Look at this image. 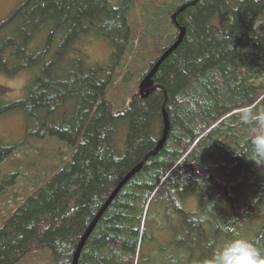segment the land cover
<instances>
[{
  "label": "trees",
  "instance_id": "1",
  "mask_svg": "<svg viewBox=\"0 0 264 264\" xmlns=\"http://www.w3.org/2000/svg\"><path fill=\"white\" fill-rule=\"evenodd\" d=\"M192 1L165 0L150 12L141 0H25L0 22V71L8 65L9 75L39 66L56 34H69L26 97L0 105V115L21 110L36 120L43 114L38 130L48 129L67 147L47 168L28 162L31 150L0 145V164L21 155L11 161L14 173L0 195L16 175L32 181L0 217V264H71L91 220L139 163L97 220L77 264H205L237 237L264 251V166L245 157L253 126L240 121L245 109L264 110V0H196L172 22ZM30 8L48 29L37 51L24 37H1ZM180 27L181 41L153 77L161 88L140 97L138 82ZM96 32L110 46L109 65L83 67L82 57L70 54L81 34ZM119 66L124 77L114 84ZM163 111L168 134L146 156L161 137ZM48 118L57 122L49 125ZM34 134L27 130L23 142ZM192 199L193 210L186 207ZM165 230L171 233L166 245L154 246Z\"/></svg>",
  "mask_w": 264,
  "mask_h": 264
},
{
  "label": "rangeland",
  "instance_id": "2",
  "mask_svg": "<svg viewBox=\"0 0 264 264\" xmlns=\"http://www.w3.org/2000/svg\"><path fill=\"white\" fill-rule=\"evenodd\" d=\"M25 0H0V22L9 17L12 12L21 5ZM115 1V0H111ZM144 6L150 12H155L165 0H141ZM140 17V15H139ZM133 22L137 21V13L132 16ZM44 21V18L40 16V14H36L34 12V8L27 10L26 14L21 13V15L15 20V24L13 26H9L1 32V37L7 36H19V39L22 37L28 41V49L30 51L40 50L41 45L44 43L45 38L47 36L46 26H43L38 21ZM30 26V27H29ZM44 28H42V27ZM30 28V29H29ZM42 28L39 32L38 29ZM37 31L33 33L34 35L30 36L31 32ZM66 33V32H65ZM68 33V32H67ZM26 34V36H25ZM81 38L79 41L75 43L74 52L70 54L71 57H75L76 60L82 57V66L90 67L94 65L99 66H107L110 62V53L111 49L106 40L98 32L96 33H83L81 34ZM30 36V37H29ZM69 34H64L63 31H59L55 37V44L48 51L47 57L43 60V62L36 67H32L30 69H24L16 73L15 75H9L7 72H10V66L2 67L0 71V105H7L15 101H19L26 97L27 88L35 77L41 73L42 67L44 65L50 63L57 51V47L62 43L64 39H67ZM69 40V38H68ZM136 40H134L135 43ZM69 56V58H70ZM80 57V58H81ZM68 62V59H67ZM125 60L123 59L121 65H124ZM124 67L119 66L113 72V82L114 84L120 81L124 77ZM131 77L127 76L125 82L122 83L121 87L126 88L127 84ZM131 83V81H130ZM139 84V82H138ZM137 84V87H138ZM123 91V90H122ZM125 90L123 91V93ZM121 91L116 94L115 101L121 97ZM43 114H37V118L35 119H27L26 114L21 110H9L2 115H0V145L12 146L15 148L22 147V153L25 151L31 150L32 153L29 154L28 162L31 164H44L47 168L54 166L58 163V159L60 158V153L62 151H66L67 147H64L62 142H60L56 137L49 134L48 129L40 128L38 130V125L43 119ZM58 120V116H57ZM54 122L53 118H48L47 123L52 125ZM41 129L43 131H41ZM32 131L35 133L32 135L28 142H23L26 131ZM121 137L125 136L126 127L122 126ZM119 130V132H120ZM120 134V133H119ZM118 149L122 150V144L117 146ZM39 152L35 153V150ZM33 161L31 160L34 157ZM21 159L20 154H14L10 157V159L6 162L0 164V187L5 188L3 185L6 182L11 180L9 176L14 171L12 170L11 161L14 159ZM27 161L25 163H28ZM19 170H23V166H17ZM33 167L28 168L30 171ZM7 173V174H5ZM28 175V173H25ZM32 188V181L30 177H26V175H16L14 177L11 187H7L3 190V193L0 195V217L5 218L9 212L12 211L14 207L20 202L27 192H29ZM189 209L196 208V200L192 199L187 202L186 207ZM188 210V209H187ZM171 237V233L167 230L164 231V234H159L156 240L153 241V245L157 246L166 245L167 241ZM166 255V254H165ZM30 264H37L36 262H31Z\"/></svg>",
  "mask_w": 264,
  "mask_h": 264
},
{
  "label": "clouds",
  "instance_id": "3",
  "mask_svg": "<svg viewBox=\"0 0 264 264\" xmlns=\"http://www.w3.org/2000/svg\"><path fill=\"white\" fill-rule=\"evenodd\" d=\"M240 121L253 126L245 157L257 166H264V110L254 113L245 109L240 113ZM205 264H264V251L250 240L237 237L228 240Z\"/></svg>",
  "mask_w": 264,
  "mask_h": 264
},
{
  "label": "water",
  "instance_id": "4",
  "mask_svg": "<svg viewBox=\"0 0 264 264\" xmlns=\"http://www.w3.org/2000/svg\"><path fill=\"white\" fill-rule=\"evenodd\" d=\"M196 1V0H195ZM195 1L192 2H188L186 4H183L182 6H180V8H178L176 10V12L174 14L171 15V21L175 22V16L177 13H179L180 11H182L186 6L188 5H192L194 4ZM184 33V28L180 27L179 28V35L176 39V41L170 46L168 47L162 54L161 56L158 58V60L154 63V65L150 68V70L148 71V73L140 80L139 84H138V93L140 95V97L144 98L146 97L153 89H157V88H161V86H159L158 84H155L153 82V77L157 71V68L159 66V64L161 63V61H163V59L165 57H167V55L179 44V42L182 39ZM162 122H163V127H162V132H161V137L158 140L155 148L146 156H149L150 154H154L156 153L163 145L166 136L168 134L169 131V121H168V117L167 114L165 113V111H163L162 113ZM144 160V158H143ZM141 168V163L137 164L135 167H133L120 181L119 183L114 187V189L111 191V193L109 194L108 198L106 199V201L102 204L101 208L99 209V211L96 213V215L94 216V218L91 220V222L89 223V225L87 226V228L85 229L84 233L82 234L80 240L77 243V246L75 248V251L73 253L72 256V261L71 264H77L78 261V257H79V253L88 237V235L91 233V231L93 230L97 220L99 219V217L101 216V214L103 213V211L105 210V208L107 207V205L110 203V201L113 199V197L117 194V192L121 189V187Z\"/></svg>",
  "mask_w": 264,
  "mask_h": 264
},
{
  "label": "bare ground",
  "instance_id": "5",
  "mask_svg": "<svg viewBox=\"0 0 264 264\" xmlns=\"http://www.w3.org/2000/svg\"><path fill=\"white\" fill-rule=\"evenodd\" d=\"M179 35V34H178ZM178 37V36H177ZM174 43V42H173ZM128 182V181H127Z\"/></svg>",
  "mask_w": 264,
  "mask_h": 264
}]
</instances>
